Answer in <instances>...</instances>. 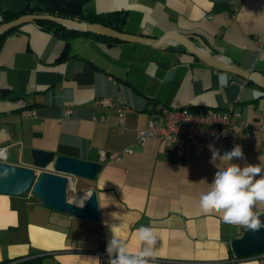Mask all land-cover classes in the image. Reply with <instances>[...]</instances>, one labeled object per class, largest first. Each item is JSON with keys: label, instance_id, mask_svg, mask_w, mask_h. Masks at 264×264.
<instances>
[{"label": "crops", "instance_id": "0c3cea01", "mask_svg": "<svg viewBox=\"0 0 264 264\" xmlns=\"http://www.w3.org/2000/svg\"><path fill=\"white\" fill-rule=\"evenodd\" d=\"M219 3L228 7L213 11ZM87 7L100 13L126 11L129 33L194 35L196 45L203 40L214 56L264 73V0H90ZM246 82L180 45L162 50L87 35L65 40L23 24L0 49V90L7 93L0 97L3 161L28 166L30 151L37 148L102 162L94 181L72 180L69 188L78 201L96 189L100 221L53 211L30 191L0 194V261L41 256L42 264H100L114 236L131 254L141 251L136 230L146 226L157 238L149 264H264V254L237 258L230 252L243 226L200 210V197L218 171L210 163L209 146L223 155L222 140H204L203 152L189 159L179 157L174 144L135 141L156 104L210 110L233 106L241 112L246 159L232 162L260 164L261 134L255 131L248 138L247 133L264 118V91ZM102 98H111L112 105L103 106ZM18 99L24 109L15 104ZM118 108L124 109L122 126ZM26 110L35 114L27 116ZM101 150L121 157L101 161ZM217 164L226 167V162Z\"/></svg>", "mask_w": 264, "mask_h": 264}, {"label": "water", "instance_id": "95a60500", "mask_svg": "<svg viewBox=\"0 0 264 264\" xmlns=\"http://www.w3.org/2000/svg\"><path fill=\"white\" fill-rule=\"evenodd\" d=\"M90 0H2L0 8L10 10L16 15L32 9V13L21 14L13 20L0 24V34L37 19L51 20L67 28L114 38L123 42L143 44L159 49L180 45L207 65L222 72H228L253 81L264 90V75L246 69L239 64L214 56L202 40L201 46L193 41L196 36L176 31L165 32L159 37L118 31L98 23L79 19L83 7ZM61 14V15H58ZM31 164L16 165L3 161L0 157V194L16 195L32 192L44 207L66 213L75 219L98 223L100 210L96 189L91 187L78 201L68 197L72 180L94 181L103 164L99 161L85 160L67 155H56L54 151L33 148L30 151ZM264 213V212H261ZM264 220V216L261 217ZM230 248L236 257L264 254V229L251 232L243 229L240 236L233 238Z\"/></svg>", "mask_w": 264, "mask_h": 264}, {"label": "clouds", "instance_id": "9594fccd", "mask_svg": "<svg viewBox=\"0 0 264 264\" xmlns=\"http://www.w3.org/2000/svg\"><path fill=\"white\" fill-rule=\"evenodd\" d=\"M209 147L212 152L210 163L218 171L209 184V190L200 197L201 212L206 215L222 214L224 223L243 226L253 233L264 229V220L261 219L264 213L259 211L264 206V156L259 157L260 164L241 167L232 162L246 159L241 145H234L223 155L213 146ZM3 155L0 152V157ZM218 160L226 162V167H218ZM136 238L142 249L133 255L125 243L114 236L106 249L109 264H149L157 244L155 233L151 227L141 226L136 230Z\"/></svg>", "mask_w": 264, "mask_h": 264}, {"label": "built area", "instance_id": "2783aa9c", "mask_svg": "<svg viewBox=\"0 0 264 264\" xmlns=\"http://www.w3.org/2000/svg\"><path fill=\"white\" fill-rule=\"evenodd\" d=\"M1 21L2 16L0 14ZM100 103L103 106H110L113 100L102 98ZM15 104L21 109L25 108V103L21 99H18ZM66 111L68 113L70 109ZM116 112L119 126H122L124 109L118 108ZM25 113L27 116L35 114L33 110H26ZM242 123L241 112L234 109L233 106L210 110L188 105L170 108L163 104H156L150 112L146 126L137 130L135 141L143 145L148 138H155L164 144H174L177 155L183 159H189L199 156L203 152L202 142L206 139L222 140L225 143L226 151L232 150L234 145H241L240 129ZM255 131L261 134L262 153L264 154V118L256 130L250 129L247 137H253ZM0 152L3 150L0 149ZM125 152H131V150H125ZM108 157L118 160L121 154L100 151L101 161H105Z\"/></svg>", "mask_w": 264, "mask_h": 264}, {"label": "trees", "instance_id": "16d2710c", "mask_svg": "<svg viewBox=\"0 0 264 264\" xmlns=\"http://www.w3.org/2000/svg\"><path fill=\"white\" fill-rule=\"evenodd\" d=\"M1 2H2V0H0V4H1ZM224 7H228V6L225 3H219V4L214 6L213 11L221 10ZM32 12H33L32 9L28 8V10L25 13H32ZM0 14L2 16V21L0 22V24L4 23V22H8L10 20H13L17 17V15L15 13H13L12 11L2 9V8H0ZM58 15H61V14H58ZM126 18H127V13H126V11H123V10H115V11L100 13V12H96L93 9H90L86 5H84L82 14L79 16V19L82 21H86L89 23H98V24H102L104 26H108L110 28L116 29L118 31L127 32L124 29V25L126 23ZM33 24H35L36 26H38L39 28H41L43 30L53 32L54 34H57L58 36H60L61 38L65 39V40L72 38V37H75V36H78V35H87V36L95 37L97 39L105 40L108 43H111V42L120 43V42H122V41L114 39V38L97 35V34H94L91 32H84V31H80L77 29H73V28H67L64 25L57 23V22H54V21H51V20L37 19L33 22ZM22 25H19L15 28H12V29L0 34V49L2 47V44L5 40V38L8 35L17 31ZM63 56L64 55H62V58H63ZM260 73L262 75H264L263 72H260ZM246 83L253 85L255 87H258V85H256L253 81L248 80ZM262 91H264V90H262ZM6 94L7 93L5 90H0V97H5ZM243 229L244 228H242V231H243ZM229 250L232 253L231 248ZM253 255H256V254H253ZM237 258H240V257H237ZM0 264H42V257L41 256H26V257L16 256L13 258L3 259L0 261ZM100 264H109L108 254H106V253L101 254Z\"/></svg>", "mask_w": 264, "mask_h": 264}, {"label": "rangeland", "instance_id": "374dc122", "mask_svg": "<svg viewBox=\"0 0 264 264\" xmlns=\"http://www.w3.org/2000/svg\"><path fill=\"white\" fill-rule=\"evenodd\" d=\"M90 4V1L88 3H86L85 5L88 6ZM79 181H83L84 179H78ZM68 197L72 198L73 197V193L70 191V189H68ZM43 264H47L46 262H43Z\"/></svg>", "mask_w": 264, "mask_h": 264}, {"label": "flooded vegetation", "instance_id": "af4514ba", "mask_svg": "<svg viewBox=\"0 0 264 264\" xmlns=\"http://www.w3.org/2000/svg\"><path fill=\"white\" fill-rule=\"evenodd\" d=\"M26 11H27V10H26ZM26 11L22 12L21 14H25ZM21 14L17 15V17L20 16Z\"/></svg>", "mask_w": 264, "mask_h": 264}, {"label": "bare ground", "instance_id": "6f19581e", "mask_svg": "<svg viewBox=\"0 0 264 264\" xmlns=\"http://www.w3.org/2000/svg\"><path fill=\"white\" fill-rule=\"evenodd\" d=\"M80 220V219H79ZM85 221V220H84Z\"/></svg>", "mask_w": 264, "mask_h": 264}]
</instances>
